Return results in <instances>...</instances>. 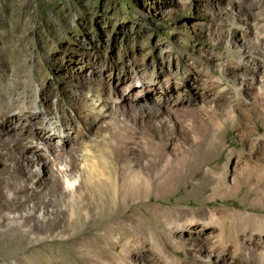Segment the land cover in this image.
Segmentation results:
<instances>
[{
  "label": "rangeland",
  "instance_id": "374dc122",
  "mask_svg": "<svg viewBox=\"0 0 264 264\" xmlns=\"http://www.w3.org/2000/svg\"><path fill=\"white\" fill-rule=\"evenodd\" d=\"M259 50L264 0H0V218L65 214L74 201L66 179L77 180L75 193L92 166L100 169L104 156L119 153L149 177L140 184L149 187L145 209L156 205L135 214L141 203H131L125 230L134 238L146 226L133 232L132 222L164 223L192 211L187 233L175 225L166 231L176 254L168 253L170 259L263 264L264 239L255 226L264 213L216 195L219 182L205 177L216 168L232 187L240 167H264V113L257 122L248 112L263 104L256 100L264 81ZM80 95L84 103L76 101ZM248 115L253 147L238 131ZM229 118L240 124L219 136L225 151L204 147L212 124L219 121L222 130ZM49 126H61L57 135L66 143L57 138L46 156L38 145L46 144L41 133ZM196 158L208 164L193 175ZM18 204L25 206L15 210ZM220 209L240 211L245 220L224 221L219 214L213 225L199 216ZM20 223L0 228V264H32L33 251L35 264H94L82 260L67 235H29ZM112 226L100 223L84 236ZM119 233L110 243L100 241L102 256L115 253ZM142 255L140 264H170L151 247Z\"/></svg>",
  "mask_w": 264,
  "mask_h": 264
},
{
  "label": "bare ground",
  "instance_id": "6f19581e",
  "mask_svg": "<svg viewBox=\"0 0 264 264\" xmlns=\"http://www.w3.org/2000/svg\"><path fill=\"white\" fill-rule=\"evenodd\" d=\"M262 62L264 63V50H259L258 54L256 55V63L259 65ZM248 81L253 85L256 81V78L251 75ZM240 91L241 90L239 89L238 92L240 95H242V92ZM83 100L84 98L82 97V95H80L76 99L78 103L83 102ZM256 100H262L263 104H258L256 102V104L248 107V112L254 113L258 119L256 121L258 122L260 120L259 114L261 110L262 113H264V81L263 87L258 93H256ZM258 105H262L261 108ZM251 119L252 116L248 115V122L243 124L241 123L240 129L238 131L241 132L243 141L251 143L253 147L255 145V141L250 140L249 136L251 134L249 135L250 129L248 127ZM238 124L240 123H238L236 119L229 118L224 122V127L221 130L220 122H214L212 124V136L209 141H207V144L204 147L224 152L225 149H222L221 144L218 140L219 136L221 135V133L225 132L228 129V126H236ZM56 128H58V130H56ZM61 129V126H49V129H47L48 131L46 130V133H41L43 134L41 135V140H43V142L45 141L46 144L41 143L40 145H38V148L40 147L41 150H39V153L43 155L46 154L47 156V154L50 155L51 152H55L53 151L52 146H55L57 144L54 143L57 138L61 139V137L57 135V132ZM61 142L66 143V139L62 138ZM260 147L264 152V139H262ZM103 158L104 161L101 165V168L98 169L95 166H92L88 172V176L84 178L85 180L81 182L82 184H80L75 193H72V191L73 187L76 185L77 180L71 181L70 179H66L65 190L67 193H71L74 201H72L66 207L65 214L57 215L48 220L46 218L39 220V218L37 219L32 215L20 217H2L0 218V228H6L8 225H13L21 220L22 223H20V225L28 230L25 232L29 235H37L41 232H44L45 234H48L47 238L52 239L59 237L63 238V236L67 235L69 244L73 245V247L77 246L81 250V255L79 256L86 263L93 262L94 264H140L142 263V261H144L142 253H144L147 247H151L154 252L159 254L160 259L166 260L167 263L169 261L170 264H177L178 259H170L169 255L167 256L168 253H171L172 255L176 254L175 250H173L171 247V245H174L171 239L172 236L170 237V234H168L166 231L168 228L170 229V225H175L181 228L182 233H187L189 226L193 223L192 221H189L190 219L188 220L189 216L193 215L191 213L192 211L181 213L178 212L177 214L168 217L164 221V223L162 222L163 224L159 222H150L149 225H147L145 221L141 220L138 221L139 224L138 222H132L130 229L133 232H137L138 228L140 229L142 226H146L145 232H140V234L138 235L139 237L134 238V236L131 235L132 233L130 234L125 230L127 228L125 222L127 216H125V213H129V211L131 210V203L133 202L141 203L140 206L135 205V207L133 208V212L135 214L136 211L143 212V209H147L145 212H149L150 209L156 207L155 204H149L145 209V206L143 204L145 197L148 196L147 194L149 187H142L140 184L141 182H145L146 184L150 183L149 177H147L148 175H146L141 170L134 171L130 167V165L127 164L126 160H124V157H122L119 153L116 155L114 154L113 157L104 156ZM247 163L249 162L247 161ZM207 164L208 160L206 159L201 160L200 158H198L196 161H194L192 164V171L194 172L193 175H198L197 173H203V170L205 169ZM208 171L210 172V170ZM240 171L241 172L235 178L232 187H227L225 177L218 176L219 171L216 170V168H212L211 170L212 178H210V175L208 173L205 177L208 178V180L206 181L211 184L219 182L214 191L216 195L223 196V198L228 200L231 196V198L233 197L234 199L241 200L245 206L248 205L255 211L264 213V167L263 169H261L257 165L251 167L250 165L246 164L245 166L240 167ZM192 188L195 189L196 187ZM14 202L16 203V201ZM24 206L23 204H18L17 206H15V210L21 209ZM219 214L224 219V221L235 219L245 220L242 212L231 211L229 209L206 211L199 214V216L209 217L214 225L215 219H217V216ZM249 217L254 218L255 216ZM257 222L258 224L257 226H255V232L259 237H262L264 239V217H259ZM100 223L102 224V226H104V224L106 226V224L113 223V226L109 231L105 230V233H103L102 235H100L99 232H90L91 234L84 236L85 230L94 229L95 226ZM119 231V236L118 238H116L117 240L114 245L115 253L113 255L110 254L109 256H102L98 251L101 246L99 245L100 241L105 240L106 242L110 243V240L108 238L115 232ZM56 241L57 243L51 241V243L48 245H50V247L54 245L57 246L58 240ZM112 243L113 242H111V244ZM132 243H134V247ZM44 247L46 248V245L39 246L38 248L41 249ZM30 256V263H37L38 254L36 255V252L33 251L31 252ZM260 259L264 264V251L261 253ZM134 260H137V263L132 262ZM213 264L219 263L217 262Z\"/></svg>",
  "mask_w": 264,
  "mask_h": 264
}]
</instances>
